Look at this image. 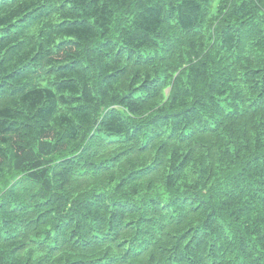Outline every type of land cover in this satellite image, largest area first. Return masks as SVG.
Wrapping results in <instances>:
<instances>
[{
    "label": "trees",
    "instance_id": "16d2710c",
    "mask_svg": "<svg viewBox=\"0 0 264 264\" xmlns=\"http://www.w3.org/2000/svg\"><path fill=\"white\" fill-rule=\"evenodd\" d=\"M0 264H264V0H0Z\"/></svg>",
    "mask_w": 264,
    "mask_h": 264
}]
</instances>
